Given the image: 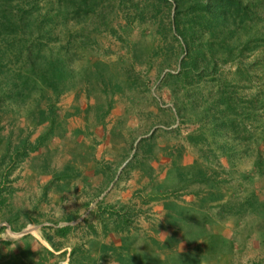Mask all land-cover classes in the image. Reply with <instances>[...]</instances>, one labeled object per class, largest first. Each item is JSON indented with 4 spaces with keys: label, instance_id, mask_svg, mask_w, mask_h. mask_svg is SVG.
<instances>
[{
    "label": "trees",
    "instance_id": "16d2710c",
    "mask_svg": "<svg viewBox=\"0 0 264 264\" xmlns=\"http://www.w3.org/2000/svg\"><path fill=\"white\" fill-rule=\"evenodd\" d=\"M142 2L143 9L139 3L135 5L134 0H0V106L2 101L11 103L20 99L25 102V98L37 92L42 98L48 90L56 96L63 94L72 79L78 77L70 68L72 60L79 53L83 54L88 45L91 48L98 45V40L92 35L98 37L107 33L113 36L125 45L134 62L143 63L146 58V62L151 64L153 57H163L164 70L172 69V64L176 63L178 70L159 76V87L169 88L174 101L169 108L172 121L162 125L160 130L171 132L176 124V130H179L186 122L187 115L183 111H194L195 119L191 121L200 125L186 140L196 147L198 154L184 163L183 146L169 148L167 156L171 159V166L158 183L156 167L151 162L157 160L153 143L155 131L150 139L139 141L141 154H135L129 163L132 165L139 158L136 167L150 179L148 186L157 190V195L164 201L165 229L173 235L166 238L163 244L171 253L163 258L156 252L133 253L130 246L135 237L130 235L121 238L123 244L120 247L104 244L102 251L109 257H115L119 264H206L209 258L216 257L217 247L224 252L226 243L230 242L207 226L216 224L217 219L241 217L246 212L257 215L259 228L255 226L249 232L254 230L261 236L264 248V198L256 191L241 199L232 198L224 188L228 183L227 173L225 170L220 172L224 169L220 164L221 157H226L233 169L234 160L239 155H250L249 148L244 146L252 143L256 145L253 166L258 177L264 181V0ZM113 12L122 17V23L111 20ZM148 17L154 23L159 22L157 33L164 39L152 50V56L146 55L144 46L139 42L129 40L134 24L145 25ZM165 21L168 27L164 26ZM59 28L66 35L65 41L58 36ZM75 29L79 37L86 32L91 41L74 40ZM12 63L19 66L15 68ZM226 65H234L235 69L226 74L222 69ZM79 76L89 100L97 93V101L88 105L86 113L93 112L99 122H104L111 114L116 96L125 95L127 90L142 89L145 85L133 64L123 63L114 67L95 61L88 64ZM204 87L210 88L208 95H204ZM245 90L249 92L242 95ZM155 105L159 111L165 110L163 104ZM57 117L56 106L49 103L45 110L38 111L35 120L36 124L47 123L48 127L34 142L24 138L15 144L11 136L7 138L0 165L8 159L13 167L7 175L0 172V224L7 197L15 191L11 186L14 180H9V176L26 159L31 158V170L35 173L52 176L51 186L75 181L81 175L72 165L60 172L51 170V153L44 156L36 154L51 136L59 134L58 129L62 126ZM81 133V130L73 131L75 135ZM2 139L0 136V144H3ZM119 163L116 162V168L110 166L91 172L96 179L104 177L103 185L112 184ZM188 196L196 201L191 205L178 202ZM114 217L117 218L114 232L118 235L120 230L127 229L129 216ZM16 220L8 218L6 221L13 225ZM67 220L71 222L74 218ZM83 222L88 223L93 233L96 232L88 219ZM71 231L72 226L69 225L48 227L42 234L53 250L61 252L62 243L56 242L53 234L66 238ZM103 232H110L106 223ZM180 232L189 244L184 251L175 250L176 245L181 243L175 235ZM199 240L202 243L192 246ZM3 244L12 245L11 242ZM229 245L232 246L231 243ZM40 247L46 256H55L46 246ZM66 253L63 251L60 256H66ZM27 256L24 251L9 259L0 254V264H32L23 261ZM100 260L105 261V258ZM97 262L82 246H74L69 252V264ZM250 264H264V259L251 261Z\"/></svg>",
    "mask_w": 264,
    "mask_h": 264
},
{
    "label": "rangeland",
    "instance_id": "374dc122",
    "mask_svg": "<svg viewBox=\"0 0 264 264\" xmlns=\"http://www.w3.org/2000/svg\"><path fill=\"white\" fill-rule=\"evenodd\" d=\"M137 3L142 9L144 8L142 0H134V4ZM110 18L117 24L123 22L122 17L114 12ZM155 22L150 21L148 17V22L145 25L135 23L132 34L129 35L130 41L139 42L144 46L147 56H152V50L158 47L160 41L164 40L157 33L159 28L157 23L159 22ZM164 26L168 27L167 21ZM58 30V36L65 41V33L61 32V28ZM73 33L74 40L91 41L90 35L86 37V32L82 37L77 35L76 29ZM92 36L98 40V45L95 48L88 45L83 54L79 53V56L72 60L70 68L78 77L72 79V83L68 84V89L63 94L56 96L48 90L43 93L44 98L40 97V93L37 92L32 97L25 98V102L17 99L11 103L9 101L1 103L0 136L3 138V144H0V156L5 151V143L9 136L13 143L17 144L24 138H30L34 142L35 138L44 132L48 127L47 123L38 125L35 120L38 111L45 110L51 103L56 106L59 114L57 122H60L62 127L58 129L59 134L57 132L56 136H51L49 142L41 147L36 154L44 156L51 153V170L60 172L72 165L81 174L75 183L68 180L65 183H55L51 186L52 176L39 175L31 170V158L16 166L9 176V180H14L11 186L15 191L13 195L7 197L5 211L1 213L0 228L3 227V229L0 230V254L6 259L13 258L24 251L28 256L23 261L27 263L69 264V252L72 247L82 246L92 258L98 260L97 264H119L115 257H109L102 251V246L107 244L120 247L123 244L121 238L128 235L135 237L130 246L133 253L156 252L162 258L171 253L165 249V244H163L166 238L173 235L169 229H165L164 201L161 200L159 194L157 195V190L148 186L150 179L136 167V161L139 158L132 165L129 163L135 154H141V151L138 150L139 141L150 139L151 134L156 131L153 143L155 144L154 156L157 160L151 159L153 160L151 162L156 167L155 177L158 181L166 175L171 166V159L167 156L169 148L183 146L185 150L184 163L190 162L197 156L198 150L188 144L186 138L200 124L191 121V119H195L194 111L184 110L183 113L187 115L186 122L181 125L179 130H176L177 124L174 126L175 130L173 129L171 132L160 130L162 125L172 121V113L169 108L174 104V101L169 88L159 87V76H163L168 71L178 70L176 63L172 64V69L164 70L163 57H153L151 64L146 62V58L143 63L134 62L132 54L125 45L113 36L107 33L98 37ZM169 43L168 41L167 44ZM95 61L108 63L114 67L123 63L133 64L136 74L145 84L142 89L127 90L125 95L116 96L114 108L104 122L97 121L93 112L86 113L88 105H93L97 101V96H95L97 93L93 94L89 100L85 92V85L82 84V79L79 76V73L83 72L88 64L91 65ZM12 66L16 68L19 65L12 63ZM222 69L227 74L235 67L226 65ZM209 89L208 87L203 88L204 95H208ZM246 92L249 91L245 90L242 95H246ZM155 103L163 104L165 110L159 111ZM76 129L81 130L82 133L73 134ZM244 147L249 148V152L248 150L247 152L250 155L247 156L245 153L239 155L234 160L233 169L230 168L226 157L220 158V164L224 168H219L220 172L225 170L228 179L224 188L228 195L234 199L244 198L253 191L259 192V195L264 198V181L258 177L253 166L256 145L250 143V146L245 145ZM261 148L263 149V147ZM31 155L34 156V154ZM119 158L121 163H119ZM116 162L120 164V167L112 184L108 183L104 190L97 189V187L85 189V182L91 179L86 175L88 172L104 170L110 166L116 168ZM12 167L7 159L3 165H0V172L7 175ZM121 172L123 174L120 177ZM222 176L225 175L222 174ZM103 180L104 177H99L96 183L104 184ZM49 185L50 187H48ZM235 194L238 196L234 197ZM124 198H127L129 203H123V201L125 202ZM195 201L196 199L191 196L178 200V202L188 205ZM93 202L94 204L87 209V206ZM126 210H128L129 225L125 231L120 230L117 235L114 232L117 218L114 216H119L118 212ZM97 211L100 212L98 216L95 215ZM85 212H90V214L83 216ZM210 215L214 216L212 213ZM81 216L88 217L95 233L88 223L82 221L83 217L80 219ZM255 216L257 215L246 212L241 217L231 216L217 219L216 224H209L207 228L224 236L230 241L232 248L229 243H226L227 247L224 252L221 247H217L216 257L209 258L206 264H250L251 261L264 259L261 236L254 230L249 232L255 226L259 228ZM71 217L74 220L70 222L67 218ZM8 218L12 220L17 218V220L13 222V225H10L6 221ZM35 218L37 221L33 223ZM78 220L81 221L78 222ZM105 223L110 229L108 234L103 232ZM68 225L72 226V231L66 238H60L53 234L56 242L62 243L63 250L61 252L53 250L43 239L42 231L48 227L56 228ZM49 232L52 234L51 231ZM175 236L181 241L179 245H176L175 250H187L189 244L184 239L183 232ZM3 242H11L12 245H4ZM199 243H202V240L193 243L192 246ZM41 245L52 250L55 256H46L45 252H41ZM63 251L67 252L66 256H60ZM101 257L105 258V261L100 260Z\"/></svg>",
    "mask_w": 264,
    "mask_h": 264
},
{
    "label": "crops",
    "instance_id": "0c3cea01",
    "mask_svg": "<svg viewBox=\"0 0 264 264\" xmlns=\"http://www.w3.org/2000/svg\"><path fill=\"white\" fill-rule=\"evenodd\" d=\"M88 177H90L91 179L89 180V181H87V182H85V189H93V188H96L97 187V189H105V187H107V185L105 184V185H103V184H101V182H99V185L96 183L97 182V179H96V177H95V175L92 173V172H88L87 174H86ZM76 181H74V183H75ZM73 183V184H74ZM98 185V186H97ZM102 195V194H101ZM124 200H125V202L123 201V203H129V202H127L128 200H127V198H124ZM130 200H132V199H130ZM132 203H133V201H132ZM92 204H94V202L93 203H90L89 204V206H87V209L90 207V205H92ZM88 211V210H87ZM128 210H126V211H122V212H118L119 213V216H129V215H127V212ZM91 212V211H90ZM90 212L89 213H87V212H85V214L83 215V216H87L88 214H90ZM77 213V212H76ZM95 215L96 216H98V215H100V212H95ZM83 216H81L80 217V219L83 217ZM88 219V217H83V219H82V221L84 220V219ZM81 220H78V222H80Z\"/></svg>",
    "mask_w": 264,
    "mask_h": 264
}]
</instances>
